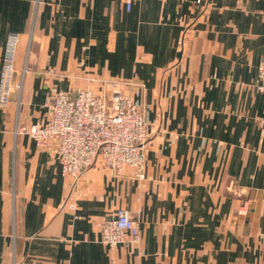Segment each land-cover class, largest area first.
I'll return each mask as SVG.
<instances>
[{
    "label": "crops",
    "instance_id": "0c3cea01",
    "mask_svg": "<svg viewBox=\"0 0 264 264\" xmlns=\"http://www.w3.org/2000/svg\"><path fill=\"white\" fill-rule=\"evenodd\" d=\"M263 12L264 0H0V76L10 33L13 81L27 68L0 109V264H264ZM83 76L142 83L144 179L97 160L70 191L58 161L14 133ZM118 208L141 239L109 253L99 226Z\"/></svg>",
    "mask_w": 264,
    "mask_h": 264
},
{
    "label": "built area",
    "instance_id": "2783aa9c",
    "mask_svg": "<svg viewBox=\"0 0 264 264\" xmlns=\"http://www.w3.org/2000/svg\"><path fill=\"white\" fill-rule=\"evenodd\" d=\"M130 2L127 1V8ZM264 22V12L261 15ZM18 34L10 33L1 62L0 109L7 107L11 91L20 94L21 80L13 81ZM85 84L70 92L57 90L47 106L44 121L16 124L14 133L28 136L56 159L73 191L79 179L100 160L114 174L130 170L144 179L147 126L136 103L143 85L136 80L83 76ZM256 89L264 93V58L257 69ZM243 203L238 214L245 213ZM73 208V204L69 205ZM141 234L130 213L118 208L99 226V242L107 252L138 243Z\"/></svg>",
    "mask_w": 264,
    "mask_h": 264
}]
</instances>
